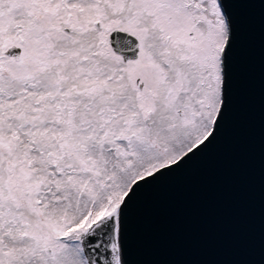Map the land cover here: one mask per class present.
<instances>
[{
    "label": "snow or ice",
    "instance_id": "snow-or-ice-1",
    "mask_svg": "<svg viewBox=\"0 0 264 264\" xmlns=\"http://www.w3.org/2000/svg\"><path fill=\"white\" fill-rule=\"evenodd\" d=\"M231 43L221 0H0V264H127L136 190L215 138Z\"/></svg>",
    "mask_w": 264,
    "mask_h": 264
},
{
    "label": "water",
    "instance_id": "water-1",
    "mask_svg": "<svg viewBox=\"0 0 264 264\" xmlns=\"http://www.w3.org/2000/svg\"><path fill=\"white\" fill-rule=\"evenodd\" d=\"M221 3L232 28L223 117L207 147L128 202L127 264H264V0Z\"/></svg>",
    "mask_w": 264,
    "mask_h": 264
}]
</instances>
